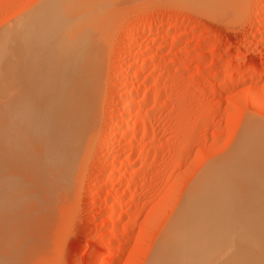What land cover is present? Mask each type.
Masks as SVG:
<instances>
[{
  "label": "rangeland",
  "instance_id": "obj_1",
  "mask_svg": "<svg viewBox=\"0 0 264 264\" xmlns=\"http://www.w3.org/2000/svg\"><path fill=\"white\" fill-rule=\"evenodd\" d=\"M213 1V8L207 9L200 7L201 0H103L91 23L94 33L100 37V63L95 80L98 101L101 100L100 113L95 122L94 144L91 143L88 158L75 182L68 187L62 185L61 190L56 180L52 181L50 176L43 178L41 173L45 170H38L39 164L32 159L33 147L24 146L22 136L12 137L11 141L17 137L23 141L22 145L30 149L23 147L24 152L29 151L25 154L27 157L22 155L21 142H15L14 148L17 146V151L20 148L17 152L11 147L14 145L11 141L10 146L0 141V147L11 148L13 156L9 148L6 150L11 161L8 156L6 159L16 164L14 168L18 172L14 175L15 171L4 169L0 162V169H4L0 178L4 175V180L9 177L34 180L36 174L39 181L43 178V183L38 179L21 181L31 195L36 189L43 192L42 202L34 199L33 203L31 195L27 197L32 202L29 198L27 202L25 198L20 201L22 193H28L23 183L19 189L12 187L18 190L15 192L10 187L13 194L18 193L13 195L18 199L13 197L17 205L7 198L12 196L10 189V194L4 190L6 197L1 193L0 202L8 201L4 205L10 202L6 210L0 203L5 213L10 207L19 212L17 206L21 205V214L14 211L18 214L12 218L15 220H10L13 211L9 223L6 219L8 225L18 224L17 231L6 225L5 218L0 220V231L7 226L15 235L18 231L22 234L21 241L14 233L7 235V227L6 237L2 236L4 231L1 234L3 244L5 238L7 244L13 243H8L10 238H17L13 241L19 244H12L19 250L13 246V255L19 252L13 257L14 261L19 258L16 264H151L186 195L208 166L231 155L249 121L264 122V0ZM38 2L0 0V32L18 19L17 16L39 5ZM168 28L171 33L165 34ZM129 36L133 41L126 45ZM129 91H136L131 116L125 113ZM136 118L141 121H138L136 139L126 143L127 123ZM118 120L123 122L118 136L113 141H104ZM132 149H136L135 154H131ZM4 155L0 159H5ZM28 157H31L27 161L28 164L31 161L29 165L24 159ZM0 161L5 163L3 159ZM116 163L119 170L109 177ZM19 164H24L21 167L34 164L38 169L33 167L31 170L35 171L30 170L29 174L33 175L29 176L30 166L28 171L25 169L29 177L20 179V172L26 167L22 169ZM18 167L22 169L20 172ZM10 172L16 177L12 178ZM2 178L0 184L4 183ZM47 179L51 180L46 182ZM98 179L104 182L94 184ZM51 181L50 186L47 183ZM52 186L53 191L59 188L54 195H51ZM114 197L122 201L117 210L123 217L116 220H112L113 209L109 207ZM5 213H0L3 214L0 217L7 218Z\"/></svg>",
  "mask_w": 264,
  "mask_h": 264
},
{
  "label": "bare ground",
  "instance_id": "obj_2",
  "mask_svg": "<svg viewBox=\"0 0 264 264\" xmlns=\"http://www.w3.org/2000/svg\"><path fill=\"white\" fill-rule=\"evenodd\" d=\"M201 1L200 7L205 6L208 9V7L213 8L212 3L215 5L213 0ZM102 5L103 0L102 2L101 0H40L39 5L35 6L30 12L22 13L20 17L17 16L18 19L12 20L13 22L0 32V141L3 144H8L13 140L12 137L22 136L21 140L25 138L23 140L25 141L24 146L30 145L28 147L30 149L33 147L31 150L32 159H36V164H39L37 165L38 168L40 166L37 169L40 171L45 170L41 173L42 177L48 178L50 176L51 179L53 178L52 181L56 180L61 184H58L61 190L62 185L68 187L69 184L75 182L86 160L85 158L92 148L91 143H93L95 136V122L98 119V113H100L99 102L101 101H98L99 96H97L99 95V89L95 90L96 71L100 63H98L100 37L94 33L95 28L92 29L91 23ZM221 8L223 9V7ZM164 31L165 34L170 32L169 28ZM132 41L133 39L129 36L126 39V45H131ZM96 92L97 94H95ZM135 92L129 91L125 106L126 115L131 116L133 114L136 103ZM138 119L136 118L127 123L126 133H124L126 134L124 140L126 143H132L136 139L137 125L140 121ZM252 122L249 121L245 126V130L243 129L244 132L241 134V138L236 141L238 146L234 148L235 150L233 149L231 155H226L225 159L222 158L221 161L208 166L209 168L206 169L203 176L190 189L177 212L174 223L160 243L151 264H264V122H254L253 120ZM122 124V120H118L114 130L104 141H113L118 136ZM17 138H14L15 141H11L14 144L11 147L14 148L15 142L20 140ZM23 141H18L21 142L20 146L18 145L19 147H21ZM236 142L234 145H236ZM10 145L11 143H9ZM24 146L22 145L21 149ZM2 148L0 149V156L5 153L4 157L6 159V156L10 153L6 154V145L4 147L6 149L3 148L5 152L1 153ZM16 148L14 149L16 150ZM9 150L11 152V148ZM134 150L136 149H132L131 154L134 153ZM27 152H24L23 149V157L26 156ZM20 154L21 151L17 157ZM7 158L9 159V156ZM30 158L28 157V160L24 158L25 162L29 161ZM1 159L5 161V165L3 161H0L4 165L1 164V166L5 167L4 169L11 170L12 173L15 171L14 175H16L17 167L14 168L16 164L13 165L10 162L14 168H12V171L11 164L7 162V159L5 160L3 157ZM6 162L10 164L8 165L9 168H7ZM15 162L17 163V160ZM25 162L24 164H26ZM34 164L30 165L32 167L18 165L22 169L26 167L24 172H20L22 169L19 170L18 167V171L22 176L20 179L28 178L35 171L31 170L33 167L36 169L37 166L35 167ZM29 167L28 171L27 168ZM3 168L0 169L1 175L4 174L1 172ZM25 169L28 171L27 175L29 176L25 175L27 173ZM30 170L32 172L29 174ZM118 170L119 165L116 163L112 166L109 177ZM5 172L7 173V171ZM11 172L9 175L12 174ZM5 175L7 176L8 173ZM36 175H33V177L35 176L34 180L29 179L35 182V179H38ZM1 178L4 183L0 184L3 185V189L0 186L2 189L0 196L1 193H4V197H6L4 190L8 194L10 187L13 189L17 186V189H19L25 180L22 179L23 182L21 183L22 180H18V178L16 180V178L9 179L11 177H5L4 180V175ZM29 179L25 181L28 183ZM41 179L40 181L38 179L39 183H43ZM51 179H47L46 182ZM124 180L125 177L119 178L121 183ZM52 181L47 184L51 186ZM101 182L104 181L98 179L94 184L99 185ZM24 183L22 185L26 189ZM31 183L29 184L31 185ZM33 185L35 184L33 183ZM36 186L39 188L38 184ZM44 186L45 184L42 185V187ZM53 187L52 192L54 193L51 195L56 194L55 192H58L57 189H59L53 191ZM11 189L10 192L12 193ZM13 190L15 192L16 189ZM20 190L23 192L24 189ZM26 190L28 192V189ZM36 190L38 193H36ZM36 190L34 195H31L30 191L28 192L29 195L24 191L22 193L23 198L18 196L20 201H23L21 199L24 198V202L26 199L29 200L30 198L27 196L30 195L33 196L32 200L38 199L41 201L42 199L43 201L45 198H43L42 190V193H39V189ZM49 190H44V192ZM68 190H71V188H67ZM14 194L12 193V196L7 195L9 196L7 198L10 199L7 200L15 203L17 197L13 196ZM46 195L45 193L44 196L47 197ZM98 196L99 192L96 194V198ZM13 199L14 201H11ZM1 201H4V198ZM6 202L8 201L5 200L3 203ZM14 203L15 206L16 203ZM33 203H35V200ZM120 203L122 201L119 197L112 198L109 203V207L113 209L111 213L112 220L123 217L122 212L117 210ZM6 205L3 204L5 210L8 206ZM24 205L26 204L24 203ZM20 206H17L20 210L16 208L19 212L15 211V207H12L14 210L11 207V209L8 208L11 213L8 215L6 214L9 213L8 210L5 213L1 205L0 213L3 212L8 217H0V220L5 218V222L8 220V223L10 220H15L12 218L18 215L16 213H20ZM12 211L16 213L14 212L13 215ZM11 215L13 217L10 219ZM19 221L21 222V220ZM2 222L4 225L7 223ZM8 223L6 224L8 227L15 228V222L14 227L13 222H11L12 225H8ZM7 226H4V228L6 229ZM0 228H2L1 224ZM5 229L1 230V241L3 240L1 238L3 231L4 235L2 236L6 234ZM9 229L11 230V228ZM17 230L15 228V231ZM18 232L19 234L15 235L16 232L9 231L7 235L8 233H14L13 235L21 241L20 236L22 234L20 235L21 232ZM11 235L7 236V240ZM14 238H10L12 240H8V243L13 242L15 244L17 241H13ZM4 240L7 244L6 238ZM5 243L0 242V246L5 245L3 250L0 249V264L13 263L11 260L19 253L15 251L16 256L13 255V246H16L17 251H19L17 245L9 243L6 247ZM17 243L19 244V242ZM18 259L13 260L15 264Z\"/></svg>",
  "mask_w": 264,
  "mask_h": 264
}]
</instances>
